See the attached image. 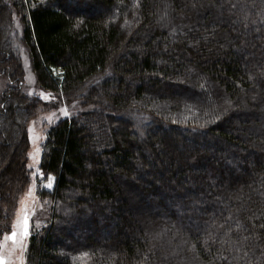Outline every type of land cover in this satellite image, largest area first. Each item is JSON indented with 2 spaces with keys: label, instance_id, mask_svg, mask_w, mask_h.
I'll use <instances>...</instances> for the list:
<instances>
[{
  "label": "trees",
  "instance_id": "trees-1",
  "mask_svg": "<svg viewBox=\"0 0 264 264\" xmlns=\"http://www.w3.org/2000/svg\"><path fill=\"white\" fill-rule=\"evenodd\" d=\"M10 8L39 87L83 105L46 133L26 264H264V0H0L4 66ZM11 93L0 249L32 178Z\"/></svg>",
  "mask_w": 264,
  "mask_h": 264
},
{
  "label": "rangeland",
  "instance_id": "rangeland-1",
  "mask_svg": "<svg viewBox=\"0 0 264 264\" xmlns=\"http://www.w3.org/2000/svg\"><path fill=\"white\" fill-rule=\"evenodd\" d=\"M9 12L10 26H8L6 31V40L9 51L7 57L10 63L6 64V66L0 64V103L5 102L4 94L12 92L11 94L16 93L23 100L32 101L36 105V109L26 126V135L29 143V165H32L30 168L32 172L31 184L19 199L12 227L23 215L25 206H27L30 214L31 235L32 231L46 227L50 216L49 209L38 198L37 189L51 191L55 186L54 177H49L46 181L44 175H39L42 146L46 140V133L50 127L59 121L83 111V105L79 100H68L65 98L61 88L54 93L39 87L32 67L29 49L22 41L24 31L22 17L18 13L11 11V8ZM60 75V70L53 71L52 76L55 79L60 80ZM8 98L10 100L8 102L9 105V103H12L13 97L8 96ZM65 110L68 113L67 115H65ZM21 114L25 115L23 111ZM5 126L10 129L8 123ZM48 184H52V187L48 188ZM129 189L131 191L129 193V201L135 200L137 198L135 196L136 192L132 187ZM33 212L34 214H32ZM30 235L26 239H18L16 242L4 238L0 255L6 257L8 264H26Z\"/></svg>",
  "mask_w": 264,
  "mask_h": 264
},
{
  "label": "snow or ice",
  "instance_id": "snow-or-ice-1",
  "mask_svg": "<svg viewBox=\"0 0 264 264\" xmlns=\"http://www.w3.org/2000/svg\"><path fill=\"white\" fill-rule=\"evenodd\" d=\"M67 114L68 113L65 110V115ZM37 151H39V149H37ZM30 155L32 154L30 153ZM28 167L31 168L32 165H29ZM39 175L43 176V172L40 171ZM47 187L51 188L52 184H48ZM32 214H34V212ZM30 228H31L30 214L27 210V206H25L23 215L20 216V218L14 223L13 230L11 231V233L5 234V238L11 239L13 242H16L18 239H26L30 235ZM83 255L86 256L87 253ZM0 264H8L6 257L0 255Z\"/></svg>",
  "mask_w": 264,
  "mask_h": 264
}]
</instances>
